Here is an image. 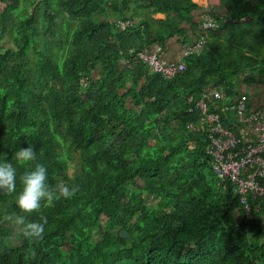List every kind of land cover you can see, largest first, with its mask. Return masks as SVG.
Listing matches in <instances>:
<instances>
[{"label":"trees","instance_id":"obj_1","mask_svg":"<svg viewBox=\"0 0 264 264\" xmlns=\"http://www.w3.org/2000/svg\"><path fill=\"white\" fill-rule=\"evenodd\" d=\"M198 8L0 0V163L17 170L16 193H0V264H264V198L249 199L246 218L234 186L214 173L201 112L191 111L214 86L234 102L240 84L264 76V0H209L218 27L174 77L137 56L173 37L190 43ZM29 145L36 160L15 162ZM37 163L50 186L79 191L26 217L48 219L44 239L30 243L9 217L23 215L19 178Z\"/></svg>","mask_w":264,"mask_h":264},{"label":"built area","instance_id":"obj_2","mask_svg":"<svg viewBox=\"0 0 264 264\" xmlns=\"http://www.w3.org/2000/svg\"><path fill=\"white\" fill-rule=\"evenodd\" d=\"M129 22H119L122 29L128 28ZM218 27L214 18L208 16L200 25V35L194 42L186 45V55L201 52L208 40V30ZM138 59L151 72L166 78L174 77L186 69L184 62L166 61L158 52L141 51ZM224 88H213L206 91L191 111L201 112L200 124L204 126L207 152L216 177L228 180L240 197L241 212L248 219L252 217L254 201L264 198V110L249 112V99L242 96L235 103L228 101ZM223 102V110L232 112L243 123L253 128L256 140L245 141L240 135L227 129L221 119V113L213 110L216 102ZM192 124H189L190 128Z\"/></svg>","mask_w":264,"mask_h":264},{"label":"clouds","instance_id":"obj_3","mask_svg":"<svg viewBox=\"0 0 264 264\" xmlns=\"http://www.w3.org/2000/svg\"><path fill=\"white\" fill-rule=\"evenodd\" d=\"M37 158L35 147L29 145L18 149L12 159L19 164H29ZM22 191L16 196V206L23 215L10 216L9 220L21 226L23 236L30 243H38L44 239L48 219L41 215L38 220L27 221L26 217L38 213L44 206H52L55 200L71 199L79 191V186L69 185L63 181L55 186L48 184V169L37 163L33 170L20 176ZM17 170L11 162L0 163V193L14 194L17 188Z\"/></svg>","mask_w":264,"mask_h":264},{"label":"crops","instance_id":"obj_4","mask_svg":"<svg viewBox=\"0 0 264 264\" xmlns=\"http://www.w3.org/2000/svg\"><path fill=\"white\" fill-rule=\"evenodd\" d=\"M193 1L199 6L197 11L194 12V20L196 22H199L201 25L202 22L206 20V18L209 16V14L207 13V11L209 10V0H193ZM250 1L254 2L255 0H250ZM136 9L137 6L135 7V13H136ZM166 17L167 16L165 14H157L154 16L155 19H160V20H165ZM199 35H200V26L198 28V35L196 34L191 40V42H194L195 39L199 37ZM187 44H188L187 42L182 44L180 42L179 37H173L165 43L163 49H161L159 46H155L152 52H158L161 58L165 59L166 61L183 62L186 56L185 48ZM213 88L221 89L223 87L219 85V86H214ZM238 91L241 94L239 98H241L242 96H246L249 99L248 100L249 112L264 110V76H258L257 78H255L252 81V86L248 87L246 85L240 84ZM235 101L233 103H235ZM223 105L224 104L222 101H218L216 102L214 107L218 110V112H220L219 110H222L225 113L224 114L225 122L227 123V126L230 128V130H232L233 133L240 135L245 141H251V140L255 141L256 137L253 128L243 123L242 120L238 119L232 112L224 111Z\"/></svg>","mask_w":264,"mask_h":264},{"label":"water","instance_id":"obj_5","mask_svg":"<svg viewBox=\"0 0 264 264\" xmlns=\"http://www.w3.org/2000/svg\"><path fill=\"white\" fill-rule=\"evenodd\" d=\"M136 6H137V4L134 3V2H130L129 3V5H128L129 11L127 12V17L128 18H131L132 15L135 13V7ZM246 75L249 76V74H246ZM126 236H127L126 233H124V232L121 233V237L125 238Z\"/></svg>","mask_w":264,"mask_h":264},{"label":"rangeland","instance_id":"obj_6","mask_svg":"<svg viewBox=\"0 0 264 264\" xmlns=\"http://www.w3.org/2000/svg\"><path fill=\"white\" fill-rule=\"evenodd\" d=\"M64 17H68V14L66 13V12H64ZM73 170H74V163H71L70 164V169H69V176H71L72 175V173H73Z\"/></svg>","mask_w":264,"mask_h":264}]
</instances>
